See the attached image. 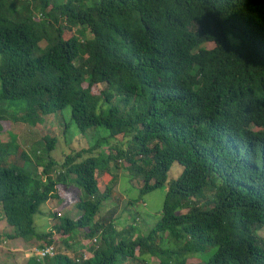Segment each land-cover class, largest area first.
Wrapping results in <instances>:
<instances>
[{
    "label": "trees",
    "instance_id": "obj_1",
    "mask_svg": "<svg viewBox=\"0 0 264 264\" xmlns=\"http://www.w3.org/2000/svg\"><path fill=\"white\" fill-rule=\"evenodd\" d=\"M18 3L0 0V244L58 237L71 252L14 262L264 264V0H23V14ZM66 107L64 133L74 123L107 134L49 158L39 178L1 121L33 125ZM45 141L52 151L57 138ZM111 162L142 176L129 205L166 185L145 234L138 217L118 229L116 205L103 212ZM36 213L49 231H36Z\"/></svg>",
    "mask_w": 264,
    "mask_h": 264
},
{
    "label": "rangeland",
    "instance_id": "obj_2",
    "mask_svg": "<svg viewBox=\"0 0 264 264\" xmlns=\"http://www.w3.org/2000/svg\"><path fill=\"white\" fill-rule=\"evenodd\" d=\"M19 3L17 4V9L20 11L21 14L23 12L21 9V2L23 0H18ZM36 18L39 16V12H35ZM45 41L40 42V46H45ZM207 47H212V43H207ZM1 60V56H0ZM7 103H3L2 106L5 107ZM1 106V107H2ZM15 111V109L11 110V113ZM11 114L10 112H7L6 114H3L4 117H9ZM71 119V108L66 107L54 114L46 115V117H43V120L41 122H37L33 125L26 123L23 125H20L18 123H15L11 120H3L1 121V124L3 126V131H5L3 136L6 138L7 131L11 130L12 132L17 133L16 142L20 145V148L26 151L31 158V161L27 163V167L35 174V176L41 178V174L39 171L41 170V164L46 163L49 158L54 159L57 162H61L63 160V157L72 152L73 150H79L82 147H88L93 145L95 140L99 137H103L107 134V130L105 127L102 126H93L90 127L88 130H86L84 133H82L77 126L73 123L68 128V131L64 133L65 129V123ZM45 136L49 137H56L57 142L55 144V148L52 151H48ZM101 152L104 154L108 153V150L106 147L101 149ZM124 162V161H123ZM123 162H121L123 164ZM111 174L115 179L117 178V183L114 185L113 188H115L113 199L109 200L103 209V212L105 213V210H107L109 207H113L116 205L118 207V211L115 215L117 216V220L115 221L116 227L118 229H124L128 225L133 224V221L131 218L138 217L137 228L138 232L140 234H145L148 232V230L157 222V220L160 217L162 206L164 202V194H165V188L166 185L160 188L153 189L146 194L141 196V202L136 205H129L127 202L129 200H133L136 197L139 196V186L142 183V176L137 173H131L128 170L122 168V167H115L114 164L111 162L109 164ZM181 167L178 163H173L170 167L168 173H167V182H170L171 180H174L177 178V176L180 174ZM115 175V176H114ZM102 176L99 175V178ZM109 182L107 177L103 176L100 181V189L103 190L105 185ZM114 184V180L111 182V184ZM112 186V185H111ZM67 191V194L72 193L75 191L73 187L65 188ZM117 189L119 191H117ZM208 197L210 198V193L208 194ZM124 198V200H123ZM126 198V199H125ZM114 199L119 200L118 203H114ZM123 200V201H122ZM122 202V203H121ZM72 204V203H70ZM126 205V207L124 206ZM46 204L41 206L42 212L46 211ZM130 210H133V212L129 213ZM1 214V211H0ZM130 214V215H129ZM34 225L37 232L43 231L44 226L50 224L52 222V219L48 217L45 214H38L36 213L34 216ZM2 223L0 221V229L2 228ZM258 234L264 238V226L258 231ZM57 237V236H56ZM55 237V238H56ZM61 239L58 240V237L56 239V242H54V248L60 249L63 251H69L71 250H65L64 247H62V244H60ZM169 241H167L168 243ZM14 243V242H13ZM36 243V242H35ZM38 244V243H37ZM31 245L32 247H29L27 249V246H22L20 244H16L12 246L8 240L6 242L0 244V249L3 251L0 256H2V259L6 262L5 264H18L19 262L22 263L27 259L30 255H32V250L36 245ZM56 244H58V247H56ZM74 246H73V245ZM70 244V247H75L76 242ZM9 247L15 248L16 251L10 250ZM21 254L18 255L19 262H14L13 255L15 253ZM22 252L24 254H22ZM16 255V254H15ZM209 253H207V256ZM17 256V255H16ZM200 260L198 258H188V263H196ZM150 264H158V260L156 258H152L150 260Z\"/></svg>",
    "mask_w": 264,
    "mask_h": 264
},
{
    "label": "built area",
    "instance_id": "obj_3",
    "mask_svg": "<svg viewBox=\"0 0 264 264\" xmlns=\"http://www.w3.org/2000/svg\"><path fill=\"white\" fill-rule=\"evenodd\" d=\"M31 250H32V255H35L40 258L45 257V256H52L56 253V250L53 245H48L44 247H34Z\"/></svg>",
    "mask_w": 264,
    "mask_h": 264
},
{
    "label": "crops",
    "instance_id": "obj_4",
    "mask_svg": "<svg viewBox=\"0 0 264 264\" xmlns=\"http://www.w3.org/2000/svg\"><path fill=\"white\" fill-rule=\"evenodd\" d=\"M40 173V172H39ZM108 173L109 174H114V173H111V171H110V167H109V165H108ZM140 187V186H139ZM117 191H119L118 189H117ZM126 199V198H125ZM123 200H124V198H123ZM122 200V201H123ZM141 202V200L140 201H138L137 203H135L136 205H138L139 203ZM122 203V202H121ZM128 203V202H127ZM127 205V204H126ZM126 205L124 204V206L126 207ZM46 210L48 211H51V208H50V206L48 205V204H46ZM77 210L75 209V208H73L72 209V211L70 212V214H76L77 215V212H76ZM131 212H133V210H130L129 211V213H131ZM130 215V214H129ZM51 224H52V222L49 224L48 223V225H46V226H44V228H43V231H49L50 230V227H51ZM16 244H19V242L18 241H16ZM1 246V245H0ZM9 249L10 250H13V251H15L16 249L15 248H11V247H9Z\"/></svg>",
    "mask_w": 264,
    "mask_h": 264
},
{
    "label": "clouds",
    "instance_id": "obj_5",
    "mask_svg": "<svg viewBox=\"0 0 264 264\" xmlns=\"http://www.w3.org/2000/svg\"><path fill=\"white\" fill-rule=\"evenodd\" d=\"M40 15V14H39Z\"/></svg>",
    "mask_w": 264,
    "mask_h": 264
}]
</instances>
